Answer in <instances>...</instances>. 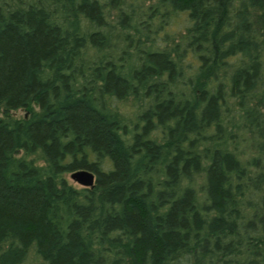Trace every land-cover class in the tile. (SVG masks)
Masks as SVG:
<instances>
[{
    "label": "rangeland",
    "instance_id": "374dc122",
    "mask_svg": "<svg viewBox=\"0 0 264 264\" xmlns=\"http://www.w3.org/2000/svg\"><path fill=\"white\" fill-rule=\"evenodd\" d=\"M178 1L98 0L101 4L97 12L100 22L98 20L96 23L80 8H71L68 13L72 10L73 14L65 21L62 0H0V10L6 15L7 11L15 6L16 10L21 13L32 10L46 13L44 24L49 29L62 27L64 29L62 37H66V34L70 32L73 34L80 32L78 37L81 38L82 44L80 45L83 47H77L80 50L76 60L81 61L90 57L97 73L94 77L91 76L93 78L90 77L82 82V87L75 98L83 104H92L91 108L99 117L109 118L116 111L132 117L135 134L132 146L139 143L140 146L152 145L154 147L152 156L144 161L148 173L159 166L158 144L166 141L174 142V148L175 145L177 146L174 154L181 156L177 161L183 163L187 159L188 165L186 164V169H183L179 179L174 180V187L172 186L174 182L167 186L163 183L160 186L165 196L161 195L163 198L161 202L151 204L155 207L153 210L163 215L172 201L178 198L181 190L187 187L195 195L196 201L194 200L193 204L196 205V209H201L207 220L211 222L210 213L217 215L218 212L207 210L204 204L208 184L207 172L216 156L215 151H221L222 155L228 154L236 158L242 166L241 175L236 180L230 209H235V202L239 205L251 202V194L261 195L264 198V181H260L261 178L264 180V42L261 38L262 23H264V0H230V10L233 9L235 1L244 14V23L241 29L239 22L236 24L238 21L236 20V25L232 28L235 35L231 34L232 38L227 37V40L223 37L225 32L217 30L213 23L207 25V18L201 23L198 19V10L188 7L187 0ZM82 2L89 4L96 2L97 6V0H78V4ZM211 2L212 0H203L206 6H209ZM227 15L225 14V20H219L224 23ZM76 21H78V29L72 31V26ZM141 21L144 22L143 25H140ZM228 23H225V27ZM209 36L211 41L203 43V39ZM219 36H222L219 41L221 44L211 45L214 38ZM238 42L241 45L252 43L253 46H247L245 49L239 46ZM222 43L227 44V47H222ZM203 44L211 46L212 55L211 52L208 54L210 58L212 57L211 60L205 57V51L201 47ZM207 49L209 50L208 47ZM140 50L144 51L145 55L140 56ZM153 55H164L168 65L164 68L156 67L150 62ZM79 63H76L78 67L76 73H73L67 64L61 67L63 72L59 71L58 74H54L55 70L51 67L45 73V82L53 81L54 85H59L62 77L67 79L68 85L61 91L62 99H65L74 89L75 82L80 75ZM209 67H214L213 86L209 92H206L207 94L205 93L206 95L204 94L208 97L204 100L199 93L195 92L196 96L194 95L192 87L194 78ZM105 69L107 72L112 70L115 76L122 77L125 87L107 89L98 87L105 81L102 80L103 75L102 78H98L97 74L99 73L100 76L103 73L107 76ZM243 70L246 75L244 72L243 74L239 72ZM132 73H135L134 77L131 76ZM237 76L242 77V82L236 84ZM215 90L218 94L213 97L212 92ZM90 93H92L91 100L89 99ZM210 101L214 102L216 113L203 121V112ZM49 104L53 105V100ZM246 104L253 106L255 112L249 122L242 124L240 114ZM177 105L183 108L192 106L199 121L193 130L180 132L179 146L176 143V135L184 128L176 127L175 116L160 115L165 109L172 114L173 106ZM159 106H163V111H160ZM4 112L12 118H27L29 123H33L42 120L40 119L42 116H49L51 110L49 107L43 108L36 98L22 105L11 107L0 102V119L5 116ZM75 135L72 131H67L65 134L59 133L56 136L61 150L54 158L48 151L53 143L52 140H47L44 144L31 143L29 148H19L15 153L11 151L12 158L17 162L11 169V174H8L6 178L12 185L16 179L13 173L18 171V169L16 171V166L21 164L23 167L19 175L31 174L30 177H35L42 186L53 184L54 188L58 187L59 184L57 186L56 182H52L51 177L56 174L62 175L68 185L73 187L78 199L74 206L75 212L82 208L88 210L96 223L100 213L95 212V209L100 205L99 197L102 193L99 181L102 176L110 172L116 173V165L105 149H97L85 142V137L77 145L72 146L71 144L76 140ZM67 144L71 146L64 148ZM209 145H212L213 151ZM7 155L6 153L5 157ZM192 163L193 166H191ZM205 165L208 166L207 171L204 170ZM74 167L76 168L71 170ZM76 170H86L92 173L93 184L84 186L74 181L70 175ZM170 177L164 175L162 180L171 181ZM229 177L225 176L224 179ZM230 183L231 181H227L228 185ZM139 186L141 187L140 194L146 197L155 191V187L149 184L147 176L143 177ZM58 188L63 190L60 186ZM58 197L60 195L57 196L55 205L52 201L49 204L47 219L59 233L61 240L65 241L70 225L83 224V219L78 218L77 220L74 217L71 224L58 221ZM105 208L109 210L111 207L106 204ZM112 208L118 210L119 206L114 204ZM248 208L255 210L252 203L248 204ZM153 210L151 207V212ZM147 212L143 216L146 217ZM101 215L105 218L107 210L104 209ZM109 215V218L112 217V210ZM190 223L193 225V222ZM81 232L85 246L83 255L87 257L88 264H136L133 253L132 258L123 248L117 249L114 253L106 244L109 236L115 244H125L133 238L130 231L111 227L103 232L102 230L96 232L94 228L87 230L82 228ZM209 232V228L206 229L205 226L198 229L193 241L197 240L200 235L206 238ZM239 233L241 238L237 240L236 249L233 250V264L241 263L240 252L249 243L251 235L254 240L260 238L256 233L248 234L245 231ZM131 246L132 250L134 244ZM93 249L101 251L93 253ZM190 251H194L191 246L188 252L182 254L183 256L175 255V262L180 258L183 264H201L204 259L201 257L200 260L201 253L193 252L189 261ZM9 254L14 255L15 259L7 261L5 257ZM208 259L210 261V258ZM149 260L151 263L153 259L149 256ZM0 264L52 263L50 255L40 248L36 239L23 242L16 233L8 231L0 239ZM163 264L166 262L163 261Z\"/></svg>",
    "mask_w": 264,
    "mask_h": 264
},
{
    "label": "trees",
    "instance_id": "16d2710c",
    "mask_svg": "<svg viewBox=\"0 0 264 264\" xmlns=\"http://www.w3.org/2000/svg\"><path fill=\"white\" fill-rule=\"evenodd\" d=\"M62 1L65 21L70 19L73 14L72 10L71 13H68L71 8L82 9L95 23L100 19L97 12L101 4L98 0V8L96 2L78 4V0ZM164 1L169 2V0ZM172 1L174 2V0ZM186 3L193 10H198V19L201 20V23L207 18V25L213 23L217 30L225 32L223 35L225 40L227 37L232 38L231 34H234L232 28L238 22L239 27L243 29L244 14L237 7L235 1L232 10H230V0H212L209 6L203 4V0H187ZM44 14L46 13L33 10L21 13L16 10L15 6L8 10L6 15L0 10V102L11 107L37 98L43 108L49 107L51 110L49 116H42L40 118L42 120L33 123H29L27 118H12L7 112H4L5 116L0 119V239L6 232L12 231L23 242L36 239L40 248L50 255L52 264H88L87 257L83 255L85 246L81 229L94 228L96 232L99 230L103 232L111 227H119L121 230L130 231L133 238L125 244L118 245L109 236L106 244L111 252L115 253L117 249L123 248L130 258L133 253L136 264H149V256L153 259L150 264H163V261L166 264H183L180 258L175 262L174 256H181L186 251L188 252L189 246L193 248V252L201 253L200 260L201 257H204L201 264H216L217 261L218 264H233V250L236 249L237 240L241 238L239 232L245 231L248 234L256 233L260 238L254 240L251 235L249 243L240 252V264H264V198L261 195L251 194V202H244L241 205L235 202V209H230L236 180L241 175L240 162L228 154L222 155L221 151H215L216 156L207 172L208 184L206 185V203L204 204L207 210L218 212L217 215L210 213L211 222L207 220L201 209H196V205L193 204V201H196L195 195L187 187L181 190L178 198L172 201L163 215H159L153 210L155 207L151 204L163 200L161 195L165 196V192L161 191L160 186L163 183L166 186L173 183L183 169H186L187 159L183 163L178 162L177 159L181 156L174 154L177 147L175 145L174 148L175 143L172 141L161 142L158 144L159 166L148 173L144 161L152 156L154 147L152 145L140 146L138 139L136 141L139 145L132 146L135 135L132 117L119 111L109 118L99 117L91 108L92 104H83L75 98L82 87V82L88 80L92 75L94 77L97 73L90 57L81 61L76 60L80 50L77 47H83L80 45L82 40L78 37L80 32L77 31L75 34L70 32L66 34V37H62L64 29L62 27L54 29L46 27ZM225 14H228L227 27H225L226 21L222 23L219 20H225ZM236 20L238 21L235 24ZM143 24L144 22L141 21L140 25ZM77 27L78 21L74 22L72 31L78 29ZM239 27L238 30H240ZM92 37L96 36L92 35ZM261 38L264 42V23H262ZM221 39L222 36L215 37L211 45H220ZM209 41H211L210 36L203 39V43ZM234 41L236 42V40ZM248 44L245 43L244 46L238 42V45L245 49L247 46H253L252 43ZM203 45L201 47L205 51V57L211 60L212 57L210 58L208 55L210 52L212 55L211 46ZM222 47H227V44L222 43ZM140 52V56L145 55L144 51L140 50ZM150 62L158 68L168 65L164 55H153ZM76 63L80 64V75L72 93L62 99L61 91L63 88L66 89L67 79L62 77L59 85H54L53 81L45 82V73L51 67L55 70L54 74H58L59 71L63 72L61 67L66 66L65 64L69 65V69L73 73H76L78 68ZM239 72L245 74V70ZM73 73L71 75H74ZM106 75L104 76L102 73L99 76V73L97 74L98 78L105 81L98 87L102 89L125 87L122 77L115 76L112 70H108ZM213 75L214 67H209L194 78L192 87L194 95L199 93L202 99L208 98L205 95L212 89ZM131 76L134 77L135 73H132ZM235 82L236 84L242 82V77L237 76ZM212 93L214 97L218 91L215 90ZM89 99H92V93L89 94ZM51 100L54 102L53 105L49 104ZM162 108L163 106H159L160 111ZM172 111L173 113L170 114V111L165 109L160 115L175 116L176 127L184 128L179 130L176 135V143L179 146L180 132L193 130L199 121L192 106L183 108V106L177 105L173 106ZM254 112L255 108L246 104L240 114L242 124L249 122ZM215 113L214 102H208L202 120L205 121ZM67 131L76 134V140L71 144L72 146L77 145L85 137V142L97 149H105L116 165V173L110 172L108 175L102 176L99 181L102 193L99 197L100 205L95 209V212L100 213H98L99 217H97L96 223L88 210L82 208L75 212L74 206L78 199L74 194L73 187L68 185L62 175L56 174L51 178L52 182H56L57 186L59 184L63 190H60L59 186L54 188L53 184H51L52 187L51 185L42 186L35 177H30L31 174L19 175L23 164L16 166V171L17 169L18 171L13 173L16 179L12 185L6 178L8 174H11V169L17 162L12 158V153L22 147L29 148L31 143L44 144L47 140H52L53 143L50 144L51 146L49 145L48 151L54 158L61 150L56 136L59 133L65 134ZM71 145L67 144L64 148H69ZM210 148L213 151L212 145ZM11 151L13 152L10 153ZM144 151L146 153H143ZM6 153L8 155L5 157ZM207 167L204 166L205 171H207ZM75 168H71V170ZM164 175L171 176V181L162 180ZM145 176H147L149 184L155 187V191H152V195L149 197L140 194L139 182ZM225 176L230 177L224 179ZM227 181H231V186L227 184ZM260 181H264L263 178ZM172 186H175V182ZM172 186L171 188H173ZM58 195H60L58 197V221L71 224L74 217L77 220L78 218L83 219V224L73 223L70 225L69 233L65 235V241L61 240L59 233L47 219L49 204L52 201L55 205ZM86 199L89 200L88 197ZM247 203H252L255 210H250ZM106 204L110 205L109 210L105 208ZM114 204L119 206L118 210L112 208ZM104 209L107 210V216L102 218L101 214ZM110 210H112V217L109 218ZM146 212L145 217L143 214ZM191 219L193 220L191 221ZM190 222H193V225ZM204 226L210 230L208 236L205 238L200 235L197 240L193 241L196 231ZM131 244H134L132 250ZM96 251L101 250H92L93 253ZM190 252L189 261L193 254L192 251ZM5 259L12 261L15 258L14 255L9 254Z\"/></svg>",
    "mask_w": 264,
    "mask_h": 264
},
{
    "label": "water",
    "instance_id": "95a60500",
    "mask_svg": "<svg viewBox=\"0 0 264 264\" xmlns=\"http://www.w3.org/2000/svg\"><path fill=\"white\" fill-rule=\"evenodd\" d=\"M70 177L77 183L84 186L92 185L94 181L93 174L86 170H76L71 173Z\"/></svg>",
    "mask_w": 264,
    "mask_h": 264
}]
</instances>
